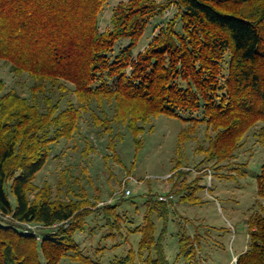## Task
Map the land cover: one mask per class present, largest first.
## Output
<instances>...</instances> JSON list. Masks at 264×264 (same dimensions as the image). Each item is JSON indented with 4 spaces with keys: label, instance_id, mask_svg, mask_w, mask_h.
<instances>
[{
    "label": "trees",
    "instance_id": "trees-1",
    "mask_svg": "<svg viewBox=\"0 0 264 264\" xmlns=\"http://www.w3.org/2000/svg\"><path fill=\"white\" fill-rule=\"evenodd\" d=\"M107 2L0 0V59L34 80L31 98L16 90L5 93L0 81V211L13 220L0 221V264H102L85 255L76 240L101 206L86 199H53L50 185L34 184L55 145L80 130L84 113H91L93 126L114 147L124 135L117 131L120 126L139 135L154 117L202 111V118L190 119L193 125L181 132L179 142L193 140L196 126L205 123L215 135L207 133L208 145L199 144L197 151L204 156L202 164L216 167L235 157L250 128L264 124V0H129L115 8L112 28L101 32ZM174 4L182 32L176 31L175 18L135 55L152 19ZM124 38L130 43L116 54ZM72 95L77 104L69 98L63 108ZM259 137L264 144V125ZM181 167L175 168L180 180L171 194L188 202L195 188L186 183ZM257 178L262 211L249 221L251 243L237 264H264V164ZM174 201L150 199L144 224L134 230L142 234L140 254L146 264H171L153 214L166 220ZM103 207L110 215L116 205ZM25 224L42 226L41 242L25 231ZM195 239L182 236L177 262L193 260ZM135 260L130 252L111 264Z\"/></svg>",
    "mask_w": 264,
    "mask_h": 264
},
{
    "label": "rangeland",
    "instance_id": "rangeland-1",
    "mask_svg": "<svg viewBox=\"0 0 264 264\" xmlns=\"http://www.w3.org/2000/svg\"><path fill=\"white\" fill-rule=\"evenodd\" d=\"M128 1L108 0L100 14L101 32L112 28L115 8ZM158 1L166 3L168 0ZM177 15L178 8L174 4L152 19L135 55L144 52L170 21L177 20ZM176 31L182 32L180 19ZM129 43L128 38L119 40L116 54ZM229 59L227 54L225 75ZM0 81L5 84V93L16 90L21 96L31 98L34 80L28 74L14 73L11 64L3 59H0ZM69 98L77 104L73 95L68 96L62 103L63 108ZM93 108L103 117L97 105ZM112 108L105 105L109 112ZM180 114L182 117L152 118L139 135L120 126L117 131L124 134L123 137L116 141V146L109 147V136L100 134L93 126L90 112L84 113L75 136L55 145L49 162L34 184L39 188L50 185L53 199H86L92 205L101 206L88 217L84 230L76 235L85 255L102 264H111L134 252L133 264H146L140 254L142 234L134 230L144 224L150 199L158 201L159 196L174 192V182L180 180L175 170L178 164L182 166L181 171L187 172L183 177L186 183L194 185L193 199L181 202L176 195L174 203L169 205L166 220L157 212L153 214L157 238L163 239L170 263L177 262L183 235L196 237L195 257L191 261L182 257L177 264H237V258L249 249V221L262 211L263 204L257 178L264 164V144L259 137L263 122L248 130L233 159L216 167L213 162L202 164L204 156L197 151L199 144L208 145L205 123L196 126L192 136L195 139L184 144L179 142L181 132L189 131L193 125L190 119L202 118V111L194 115L183 111ZM209 134L214 136V130H209ZM124 184L130 196L123 192ZM8 192L15 206L10 187ZM104 204L116 205L112 214L107 215L102 210ZM64 264L78 262L66 260Z\"/></svg>",
    "mask_w": 264,
    "mask_h": 264
},
{
    "label": "built area",
    "instance_id": "built-area-1",
    "mask_svg": "<svg viewBox=\"0 0 264 264\" xmlns=\"http://www.w3.org/2000/svg\"><path fill=\"white\" fill-rule=\"evenodd\" d=\"M125 187H126V184H124L123 192H125L126 196H130L131 195L130 190H125ZM158 200L160 202L170 203L171 201L176 200V196H174L173 194L163 195V196H159ZM0 221H2V222H10V221H13V220L9 216L3 215V213L0 211ZM24 228L26 229L25 231L32 232V234L38 236L37 239L40 242L42 241V238L40 236V232H41L42 226H39V225H36V224H25Z\"/></svg>",
    "mask_w": 264,
    "mask_h": 264
}]
</instances>
